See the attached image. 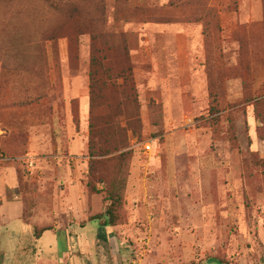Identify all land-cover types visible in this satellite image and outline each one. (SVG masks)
Returning a JSON list of instances; mask_svg holds the SVG:
<instances>
[{
	"label": "rangeland",
	"instance_id": "374dc122",
	"mask_svg": "<svg viewBox=\"0 0 264 264\" xmlns=\"http://www.w3.org/2000/svg\"><path fill=\"white\" fill-rule=\"evenodd\" d=\"M221 262L264 264V0H0V264Z\"/></svg>",
	"mask_w": 264,
	"mask_h": 264
},
{
	"label": "trees",
	"instance_id": "16d2710c",
	"mask_svg": "<svg viewBox=\"0 0 264 264\" xmlns=\"http://www.w3.org/2000/svg\"><path fill=\"white\" fill-rule=\"evenodd\" d=\"M90 62L93 68L92 75H91L92 81H93V84L95 85H99L100 83V86H104L105 85L104 81L111 82L113 79L120 78V77H123L124 80L126 81V71L130 72V69L128 70H126V68L121 69L117 73L116 77L113 78L110 75V66H109L110 59L107 57V55H105V52L103 49H97L96 51H94L93 57L91 58ZM98 70H100V73H98ZM93 130L94 128L91 123L90 131L93 132ZM89 152H90V149H89ZM122 190L123 188H121L120 185H118L114 189L107 191L108 194H107L105 201L110 202L109 207H107V209L99 217H92L88 222L97 220L105 216L110 226L112 227L116 226L117 223H115V220H114L115 218L114 204L118 202L119 199L121 198ZM221 264H225V263L221 262Z\"/></svg>",
	"mask_w": 264,
	"mask_h": 264
},
{
	"label": "crops",
	"instance_id": "0c3cea01",
	"mask_svg": "<svg viewBox=\"0 0 264 264\" xmlns=\"http://www.w3.org/2000/svg\"><path fill=\"white\" fill-rule=\"evenodd\" d=\"M63 195L62 194L60 195L61 201H59V199H58L59 198V195H57V194H55V197L52 199L53 200V205L55 207V210H56V208L58 210L59 209L65 210V212H64L65 215H64L63 221H62L63 224H61V222H59L58 220H56L55 221L56 222L55 225H61V226H58V227H60L61 229H66V230L68 229V231H69V229L72 226H74V225H81L82 223H79V221H76V222H73V221L72 222H69L68 221V217L71 214L70 209H73V207H75V202H74V198L73 199L71 198L69 192L63 193ZM81 195H82V193H81ZM57 200H58V202H57ZM79 201L80 200L77 199V201H76V207L79 205ZM81 202H82V200H81ZM83 205L81 203V207ZM19 211H20V214H19L18 218L23 219V213H24L23 205L21 206V209ZM82 211H83V214H85V208L84 209L82 208ZM58 213H59V211H58ZM65 218H67V221H65L66 220ZM70 223H71V225H70ZM83 225L84 224H82L81 226H83ZM68 235H69V232H68Z\"/></svg>",
	"mask_w": 264,
	"mask_h": 264
},
{
	"label": "built area",
	"instance_id": "2783aa9c",
	"mask_svg": "<svg viewBox=\"0 0 264 264\" xmlns=\"http://www.w3.org/2000/svg\"><path fill=\"white\" fill-rule=\"evenodd\" d=\"M142 149L145 154L150 155L152 153V143L150 141L143 143Z\"/></svg>",
	"mask_w": 264,
	"mask_h": 264
}]
</instances>
